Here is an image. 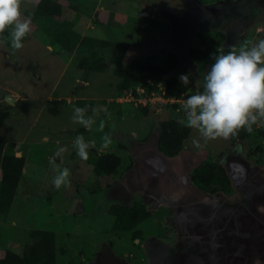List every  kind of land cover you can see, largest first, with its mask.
Returning a JSON list of instances; mask_svg holds the SVG:
<instances>
[{"label":"rangeland","instance_id":"374dc122","mask_svg":"<svg viewBox=\"0 0 264 264\" xmlns=\"http://www.w3.org/2000/svg\"><path fill=\"white\" fill-rule=\"evenodd\" d=\"M39 1L22 0L21 19H27L26 12L33 10ZM80 2L81 8L88 12L77 17L71 9L60 18L71 19L81 35L128 44L142 60L156 40L165 34L156 27L158 21L154 24L150 21L157 15L155 8L165 6L177 10L179 7L178 0ZM95 17L99 23L94 21ZM204 36L215 38L219 35L203 31L196 41L197 46L207 43ZM9 41L10 36L0 40V86L12 98V101L3 100L2 112L6 116L1 119L0 140L6 142L7 151L25 157V168L8 215L6 218L0 216V249L13 246V240L22 247L31 241L30 231L40 229L55 234L56 250L62 256L59 264H67L70 259L73 264V258L79 257L80 253L90 255L93 246L101 241H111L118 252H131L135 246L130 235L111 232L114 216L105 211L108 201L103 187L111 182L112 176L121 177L125 171L131 142L143 140L160 121L184 118L182 107L174 109L166 104L162 94H156L151 97L150 113L142 115L138 111L139 105L125 101L126 95L135 98L132 92L119 93L114 65L109 64L103 72L79 68L82 56L88 54L94 58V54L91 50L85 52L77 48L72 52L64 51L45 30V20H31V31L24 37L22 49L13 53ZM132 57L128 55L127 60ZM166 57L167 54L158 53L155 62L160 63ZM197 63L196 79H192L189 71L181 72L188 75L187 82L193 84L195 93L203 87L208 71L204 63ZM158 83L163 87L164 79ZM55 100L61 101L55 103ZM76 100H94L97 104L98 115L90 130L72 121ZM51 108H58L59 114L53 115ZM101 120L105 122L104 132L97 131ZM82 128L86 131L78 133ZM192 131L185 145L193 149L205 148L211 157L232 145L231 138L205 143L196 129ZM105 133L112 137V144L107 149L101 147V137ZM81 134L86 141H96L95 153L89 154L91 160L94 154L111 151L122 157L118 172L108 177L97 175L92 162L77 156L73 141ZM44 137H48L47 143L43 142ZM194 140L199 143L194 144ZM258 142L255 138L243 140L245 155L253 151ZM61 147L67 151L62 158H56V164L70 169V186L57 190L52 184L56 172L49 164V158ZM144 225L152 228L150 223Z\"/></svg>","mask_w":264,"mask_h":264},{"label":"flooded vegetation","instance_id":"af4514ba","mask_svg":"<svg viewBox=\"0 0 264 264\" xmlns=\"http://www.w3.org/2000/svg\"><path fill=\"white\" fill-rule=\"evenodd\" d=\"M191 1L178 0L177 10L159 6L155 8L157 15L150 21L180 27ZM198 1L202 4L235 2L242 11V20L247 22L248 18H252V23L237 39L224 31L202 28L186 51L179 50L178 43V72L181 74L189 71L192 79H196L197 61L200 59L189 50L206 46L207 43L202 44L204 46L196 45L203 31L219 35L215 38L206 36L213 41L212 53L217 49L224 54L233 49L238 52L242 46H251L264 39V0ZM187 96L185 94L183 98ZM159 129V125H155L143 140L131 142L125 171L121 177L112 176L111 182L103 187L108 201L106 212L110 213V209L117 206L143 212V219L129 229H114L115 217L111 226V232L129 234L135 248L131 252H118L111 241H101L93 246L90 255L80 253L79 257L73 258V264H258L259 260L253 259L246 249H257L260 258L264 259V119L253 125L251 134L248 133L244 139L237 137L229 148L214 157L205 148L193 149L186 145L177 154L168 156L160 150L158 141L160 153L180 161L179 183L169 187L158 185L157 181H145L138 167L140 152L148 150L142 145ZM246 138L260 141L247 155L242 146ZM208 162L216 163L224 169L228 178L227 185L212 190L194 181V171ZM144 223L152 224V228H145ZM202 226L209 230V236L206 231H202ZM33 242L32 238L20 247L13 240V246L0 249V260L7 251L27 258V251ZM55 254H58L55 260L59 264V257L62 260V256L57 253L56 241ZM70 263L71 259L67 264Z\"/></svg>","mask_w":264,"mask_h":264},{"label":"trees","instance_id":"16d2710c","mask_svg":"<svg viewBox=\"0 0 264 264\" xmlns=\"http://www.w3.org/2000/svg\"><path fill=\"white\" fill-rule=\"evenodd\" d=\"M80 0H40L33 10H28L26 16L32 21L45 20V30L53 37L55 42L66 52H72L75 48L87 52L91 50L94 58L88 54L82 56L79 60V68L86 71L103 72L109 64L114 65V75L119 79L118 91L121 95L132 92L135 96L138 94V88H145V94L149 95L152 91L161 92L164 90V97L180 99L183 95H193V84L190 82L182 83L180 80L179 55L176 51L179 43L180 28L178 26H169L167 23L158 21L155 23L159 32L165 33L161 36L154 46L150 48L149 54L144 55L143 60L131 51L126 43L103 40L89 35H81L74 28L75 23L71 19L60 18L67 10H75L77 17H80L88 9H82ZM94 21L99 23L95 17ZM9 30L0 35V40L9 37ZM207 44L205 47H194L190 53L208 65L214 63L212 58L211 39L203 37ZM210 43V44H209ZM139 44V42H138ZM167 54L162 62H155L156 54ZM128 55L133 57L127 60ZM209 70V69H208ZM164 79V85L160 89L158 81ZM149 81H153L150 84ZM203 87L199 88L202 91ZM61 100H55L59 103ZM76 107H97L94 100H76ZM150 104L139 105L138 111L142 115L150 113ZM174 109L182 107V104L175 102L168 104ZM53 115H58V108H51ZM91 110L87 114H91ZM6 114L0 116V125ZM178 118L163 120L158 123L160 128L159 148L168 156L177 154L186 144V141L192 134V129L181 126L177 123ZM84 128L77 132H85ZM248 132L240 130L237 137L244 139ZM237 137L231 138L232 143ZM6 142L0 140V216L6 218L13 204L19 184L22 180L25 157L17 156L15 152L7 151ZM95 153L93 148L89 149V154ZM88 161L94 165V170L106 177L114 175L122 165V157L114 152L95 155ZM194 181L201 187L219 189L227 185L228 178L224 169L216 163H205L194 171ZM114 215V229H129L133 224L143 219V212L137 209H129L123 206H117L110 209ZM30 236L34 242L28 249L27 258H21L12 251H7L0 260V264H56L55 241L56 236L48 230H31Z\"/></svg>","mask_w":264,"mask_h":264},{"label":"clouds","instance_id":"9594fccd","mask_svg":"<svg viewBox=\"0 0 264 264\" xmlns=\"http://www.w3.org/2000/svg\"><path fill=\"white\" fill-rule=\"evenodd\" d=\"M22 0H0V35L10 29V47L13 53L23 48V39L31 31V18L21 19ZM214 63L204 76L203 90L188 95L183 104L184 118L178 119L181 126L196 129L205 143L218 138L230 139L238 136L240 130L251 134L253 125L264 119V39L251 46H242L224 54L217 49L212 54ZM188 75L181 74L182 83L188 81ZM91 110L92 115L87 113ZM98 115L95 107H74L72 121L91 129ZM105 122L100 121L97 131L104 132ZM48 142V137L43 138ZM194 144L199 142L194 140ZM112 144L110 133L101 137V147ZM96 146L95 140L86 141L77 135L73 147L77 156L87 161L89 149ZM67 149L59 148L49 158L56 175L52 179L55 189L70 186V169L61 168L56 158Z\"/></svg>","mask_w":264,"mask_h":264},{"label":"water","instance_id":"95a60500","mask_svg":"<svg viewBox=\"0 0 264 264\" xmlns=\"http://www.w3.org/2000/svg\"><path fill=\"white\" fill-rule=\"evenodd\" d=\"M236 4L230 1L202 4L198 0H192L187 16L179 27V50L186 51L192 44L197 32L202 28L224 31L230 37L239 38V34L243 30L249 29L248 25L252 23V18H248L247 22L242 20V11ZM3 100L12 101V98L0 86V116L3 114ZM159 136L160 129L142 145L148 150L140 152L141 156L138 160L140 165L138 167L145 181L149 180L153 183L157 181L158 185L169 187V185L173 186L175 183H179L178 166L180 161L177 158L167 157L158 151ZM17 156L20 155L17 154ZM196 226L195 224L194 227ZM202 228V231H206L208 236L211 234L206 226H202ZM246 251L251 253L253 259L259 260L258 264H264V259L260 258V252L257 249H246Z\"/></svg>","mask_w":264,"mask_h":264},{"label":"built area","instance_id":"2783aa9c","mask_svg":"<svg viewBox=\"0 0 264 264\" xmlns=\"http://www.w3.org/2000/svg\"><path fill=\"white\" fill-rule=\"evenodd\" d=\"M150 84H153V81H149ZM157 86L162 89V86L158 83ZM138 90V94L140 96H135L132 97L131 99L128 98V96L126 95L124 98H125V101L127 102H133L134 105H146L148 103H151L152 100H151V97L155 96L156 94H162V99L166 102V104H172V103H175V102H178L180 104H183L185 98H180V99H177V98H166L164 97V90H162L161 92H156V91H152L149 95L145 94L146 91H144V89L142 88L139 92V88L137 89ZM148 98V99H147ZM120 100V99H119Z\"/></svg>","mask_w":264,"mask_h":264}]
</instances>
